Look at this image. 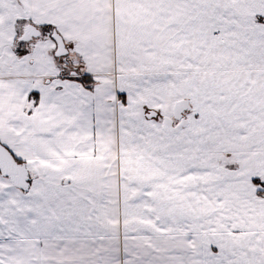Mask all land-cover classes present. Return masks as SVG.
I'll use <instances>...</instances> for the list:
<instances>
[{
    "label": "snow or ice",
    "instance_id": "obj_1",
    "mask_svg": "<svg viewBox=\"0 0 264 264\" xmlns=\"http://www.w3.org/2000/svg\"><path fill=\"white\" fill-rule=\"evenodd\" d=\"M0 264H264V0H0Z\"/></svg>",
    "mask_w": 264,
    "mask_h": 264
}]
</instances>
